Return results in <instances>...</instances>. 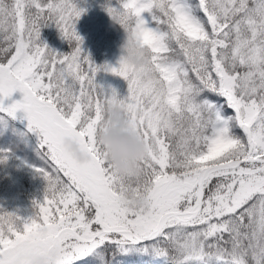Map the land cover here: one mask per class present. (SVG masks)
<instances>
[{
    "label": "snow or ice",
    "instance_id": "6c2138e0",
    "mask_svg": "<svg viewBox=\"0 0 264 264\" xmlns=\"http://www.w3.org/2000/svg\"><path fill=\"white\" fill-rule=\"evenodd\" d=\"M105 10L147 50L140 67L122 57L104 66L126 80L121 98L94 82L73 0H0V120L24 113L46 182L32 216L0 212V264H113L131 252L159 264H264V0H119ZM48 26L68 53L40 40ZM107 127L144 144L138 176L105 159L96 137ZM66 137L86 161L64 149Z\"/></svg>",
    "mask_w": 264,
    "mask_h": 264
},
{
    "label": "rangeland",
    "instance_id": "374dc122",
    "mask_svg": "<svg viewBox=\"0 0 264 264\" xmlns=\"http://www.w3.org/2000/svg\"><path fill=\"white\" fill-rule=\"evenodd\" d=\"M73 3L80 9H83L80 17L75 22L76 33L82 38V50L89 56L91 62L100 70L95 74L94 82L107 94L110 90H115L117 98L127 95V82L123 78L113 75L104 70L105 65L118 67L120 57L119 45L123 34L122 28L115 24L105 10L106 6L118 7L119 0H73ZM143 17L149 19L148 13H143ZM40 40L49 48L57 53H64L60 42L61 35L55 26H48L44 35L40 34ZM70 49L65 52L68 53ZM18 92H14L11 97L4 101V104H11L13 101L20 100ZM6 120H0V128L5 129L1 144L16 145L27 158L38 160L36 152L32 147L29 132L23 125L10 126L5 124ZM27 134H26V133ZM32 135V134H31ZM33 136V135H32ZM12 138V140H10ZM36 140V138L33 136ZM33 169H22L18 165L12 166L9 177L10 181L6 193L0 196V207L9 205L12 213L18 216H32L30 200L25 199L19 190V178L25 176L28 183L32 182L33 176L40 177ZM34 190V188H32ZM129 264H159L150 257L149 260L131 262Z\"/></svg>",
    "mask_w": 264,
    "mask_h": 264
},
{
    "label": "clouds",
    "instance_id": "9594fccd",
    "mask_svg": "<svg viewBox=\"0 0 264 264\" xmlns=\"http://www.w3.org/2000/svg\"><path fill=\"white\" fill-rule=\"evenodd\" d=\"M120 57L128 64L140 67L146 63L147 50L142 48L132 37L131 33L123 31V37L119 45ZM111 112L115 117L119 113L118 108H112ZM97 142L103 146L106 153L105 159L110 163L114 172L122 176L136 177L140 174V161L145 152L144 144L128 132L118 128L107 127L97 133ZM64 149L71 157L84 162L88 159L87 153L81 150L80 146L70 137L63 141ZM121 200L132 207H146V201L135 193L123 192Z\"/></svg>",
    "mask_w": 264,
    "mask_h": 264
},
{
    "label": "trees",
    "instance_id": "16d2710c",
    "mask_svg": "<svg viewBox=\"0 0 264 264\" xmlns=\"http://www.w3.org/2000/svg\"><path fill=\"white\" fill-rule=\"evenodd\" d=\"M47 28L48 27L41 28V35H44L45 32H47ZM122 37H123V34L121 36V40H122ZM59 47L60 48L62 47V50L64 53L70 49L69 43L64 39H62V41L60 42ZM18 94L22 96L20 92H18ZM19 119L23 120V122L27 125V121L26 119H24V113L22 112H17L15 119L9 118L8 120H6L5 124L13 126V127L15 126L21 127ZM4 132H5V129L0 128V141H1V136L3 137ZM27 135L30 137L34 152H36L37 140L33 138L31 133H28ZM10 140H12V138H10ZM14 165H18L22 169H25V170L27 169L34 170L36 167H39V161L27 158L24 154H22V151L19 150L16 145L13 146L10 144L0 143V196L1 194L6 193V190H7L9 181H10L9 173H10L12 166ZM19 186L21 187V189L19 190L20 194H22V196H24L25 199L30 200L29 203L32 208V213L34 214L36 209L33 207V202L40 201L43 199L46 182L43 180L42 177L33 176L32 182L28 183L25 176H20ZM32 188H34V190ZM0 212L12 213L9 205H6V204L3 207H0ZM19 217L26 218L24 216H19ZM150 257L151 256L147 254L136 253V252H131L125 255L117 254L113 259V264H129L131 262L149 260Z\"/></svg>",
    "mask_w": 264,
    "mask_h": 264
},
{
    "label": "water",
    "instance_id": "95a60500",
    "mask_svg": "<svg viewBox=\"0 0 264 264\" xmlns=\"http://www.w3.org/2000/svg\"><path fill=\"white\" fill-rule=\"evenodd\" d=\"M20 122H22L21 120H20ZM26 129H27V127H25ZM33 136L35 137V135L33 134ZM36 138V137H35Z\"/></svg>",
    "mask_w": 264,
    "mask_h": 264
}]
</instances>
